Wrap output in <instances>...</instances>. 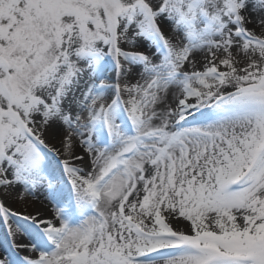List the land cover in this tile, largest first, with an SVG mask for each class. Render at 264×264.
Here are the masks:
<instances>
[{
  "label": "snow or ice",
  "instance_id": "1",
  "mask_svg": "<svg viewBox=\"0 0 264 264\" xmlns=\"http://www.w3.org/2000/svg\"><path fill=\"white\" fill-rule=\"evenodd\" d=\"M0 264H264V0H0Z\"/></svg>",
  "mask_w": 264,
  "mask_h": 264
}]
</instances>
